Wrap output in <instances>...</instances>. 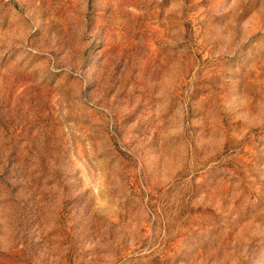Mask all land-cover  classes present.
I'll list each match as a JSON object with an SVG mask.
<instances>
[{"label":"rangeland","instance_id":"rangeland-1","mask_svg":"<svg viewBox=\"0 0 264 264\" xmlns=\"http://www.w3.org/2000/svg\"><path fill=\"white\" fill-rule=\"evenodd\" d=\"M0 264H264V0H0Z\"/></svg>","mask_w":264,"mask_h":264}]
</instances>
